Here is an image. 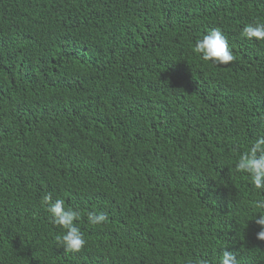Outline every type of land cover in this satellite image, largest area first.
<instances>
[{"label":"trees","instance_id":"obj_1","mask_svg":"<svg viewBox=\"0 0 264 264\" xmlns=\"http://www.w3.org/2000/svg\"><path fill=\"white\" fill-rule=\"evenodd\" d=\"M252 23L264 0H0V264H264V192L235 170L264 135ZM215 28L226 65L193 51ZM49 192L80 210L81 252Z\"/></svg>","mask_w":264,"mask_h":264},{"label":"clouds","instance_id":"obj_2","mask_svg":"<svg viewBox=\"0 0 264 264\" xmlns=\"http://www.w3.org/2000/svg\"><path fill=\"white\" fill-rule=\"evenodd\" d=\"M242 36L248 40L255 39L264 41V23H252L246 25L242 30ZM193 51L202 60L211 61L214 64H228L236 59L229 46L228 38L219 28L211 29L202 38L196 40ZM264 119V117H262ZM237 173L246 174L254 188L264 192V135H259L243 151L235 163ZM41 205L50 214L51 223L62 228L64 231L56 236L59 246L66 253H79L87 245V240L76 221L81 219L78 208L66 207L61 198L53 199L51 192L41 197ZM255 213L253 221L259 227L256 239L264 241V199H256L252 202ZM108 217L104 213L88 212L87 220L91 226H101L107 222ZM203 264H207L206 261ZM219 264H239L237 256L233 252L225 250L219 259Z\"/></svg>","mask_w":264,"mask_h":264}]
</instances>
